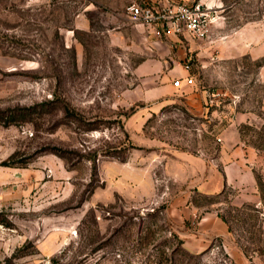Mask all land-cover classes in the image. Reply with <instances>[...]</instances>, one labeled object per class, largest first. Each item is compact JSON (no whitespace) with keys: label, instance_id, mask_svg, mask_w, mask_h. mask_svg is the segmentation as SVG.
Segmentation results:
<instances>
[{"label":"rangeland","instance_id":"rangeland-1","mask_svg":"<svg viewBox=\"0 0 264 264\" xmlns=\"http://www.w3.org/2000/svg\"><path fill=\"white\" fill-rule=\"evenodd\" d=\"M199 1L214 17L189 68L209 93L202 120L181 90L156 110L143 98L142 79L174 81L175 62L186 68L188 38L156 45L131 0H0V165L17 172L0 224H12L22 258L264 264V0ZM148 59L167 64L142 77ZM177 150L209 160L201 183H176L162 159ZM236 151L244 176L229 167ZM213 216L225 235L209 228Z\"/></svg>","mask_w":264,"mask_h":264},{"label":"crops","instance_id":"crops-1","mask_svg":"<svg viewBox=\"0 0 264 264\" xmlns=\"http://www.w3.org/2000/svg\"><path fill=\"white\" fill-rule=\"evenodd\" d=\"M152 2H158L161 1L163 4L168 3V0H150ZM176 1H189V0H176ZM143 27V26H142ZM143 29L146 31V28L143 27ZM146 31V35H147ZM147 37L153 38L152 42H154L156 45L160 44L162 45L161 41L162 39H173L175 41H180L183 37L188 38V53L189 54V64L191 66L193 65V62H195L194 54L199 55L201 52H199V47L201 46V42H203L204 39H197L195 37H192L189 34H185L180 37H163L162 39H158L152 34H148ZM164 48V47H163ZM170 49L166 48L165 53L169 52ZM193 58V59H192ZM172 60V59H171ZM159 59H148L144 61L143 63L139 64V66L136 69V72L140 74V76L144 77L146 75H149L151 73H155V71H158L160 69H163L165 65L167 64ZM170 62V61H169ZM175 67L170 68L169 72L174 73L178 72L177 78H181L180 84L175 85L174 81H171V77L168 76V74L164 75L160 82H156V80H153L149 83H145L147 81L142 79V84L139 85V88L145 87L146 94L143 98L148 99H157L159 100L158 103H156L153 107V110H156L160 107L165 106L166 104H171L176 100L173 96L174 92L176 90H181L185 93V101L186 105L189 107V109L192 112V115L190 116L191 119L194 120H202V118H207L209 116L208 111V100H209V93L205 89L204 86H202L199 89L198 84H196V81L194 80L193 74L191 73V70L189 71V68H182L179 67L177 62H175ZM180 68V69H179ZM168 78V80L166 79ZM191 79L192 81L189 82L188 79ZM148 89V90H147ZM238 119H242V117L238 116ZM205 132H208L207 129H204L203 126L196 127L193 130V134L197 135H203ZM234 163L229 165L231 169H234V172L236 168H238V172L241 175L244 176L246 174V165L244 164V157L240 154V152H235ZM218 162H221L225 164V157L221 154L218 157ZM163 165L169 168L171 176L177 181V184H193V183H201L203 181V178L205 177V174L202 170V168H207L208 166V159L204 157L202 154H194L193 152L189 150H177L172 151L167 158L162 159ZM228 167V168H229ZM231 172L232 176L233 173ZM16 177L17 172L12 166H5L0 165V206L3 204L4 201L7 199H11L12 192L11 187L15 186L16 183ZM196 180V181H195ZM250 180V179H249ZM245 182V181H243ZM4 189V191L2 190ZM190 188L186 191H184V194L177 198L175 205L172 207V212L174 214H183L182 212L179 213L177 210V206L181 204L187 205L188 203V195L190 196V192H188ZM244 200H256L257 197L252 194H244L243 195ZM185 210V209H184ZM204 221V220H203ZM211 228V230H217L222 235H225L227 232L226 224L219 218H216L213 216V218L208 220ZM13 229L10 227H7L5 225L0 224V264H6V259L10 258L12 254L15 252V250L20 245V240L17 238L16 235L12 234ZM48 242H41L39 247V250L43 253H45V247L47 246ZM60 247V243L57 242L53 244L52 252H55ZM47 256V255H46ZM46 256H28L25 258H22L21 260L16 261L14 264H42L45 260ZM24 257V256H23ZM18 258V259H20Z\"/></svg>","mask_w":264,"mask_h":264},{"label":"built area","instance_id":"built-area-1","mask_svg":"<svg viewBox=\"0 0 264 264\" xmlns=\"http://www.w3.org/2000/svg\"><path fill=\"white\" fill-rule=\"evenodd\" d=\"M127 10L134 22L145 27L148 34L158 39L185 34L197 39L207 38L214 20L212 9L199 0H168L166 4L161 1L131 0ZM188 80L192 81L190 78ZM174 83L179 85L180 79Z\"/></svg>","mask_w":264,"mask_h":264},{"label":"trees","instance_id":"trees-1","mask_svg":"<svg viewBox=\"0 0 264 264\" xmlns=\"http://www.w3.org/2000/svg\"><path fill=\"white\" fill-rule=\"evenodd\" d=\"M2 165H5V166H12L9 162L2 163ZM0 223H2V222L0 221ZM3 223H4L5 226H7V227H11V226H12V224L9 223V222H7V223H6V222H3ZM23 256H24V255H21V254H18L17 252H14L10 258H7V259H6V264H14V263H13V260H16V259H18V258H20V257H23Z\"/></svg>","mask_w":264,"mask_h":264}]
</instances>
